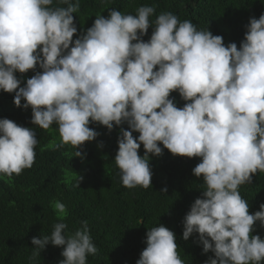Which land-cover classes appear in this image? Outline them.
Segmentation results:
<instances>
[{
    "label": "clouds",
    "instance_id": "obj_1",
    "mask_svg": "<svg viewBox=\"0 0 264 264\" xmlns=\"http://www.w3.org/2000/svg\"><path fill=\"white\" fill-rule=\"evenodd\" d=\"M58 3L63 6L0 0V91L15 93L17 107H30L36 127L55 126L60 140L50 149L70 146L77 158L98 136L90 123L109 132L119 127L114 161L127 189L151 187L150 157L163 149L200 158L192 171L204 190L184 217L183 239L197 235L203 252L214 256L206 264H264V239L253 235L257 222L264 227V204L250 214L239 192L264 173V14L250 18L239 48L171 12L150 21L156 9L148 5L135 15L99 14L73 40L80 0ZM29 71L36 74L21 87L16 73ZM173 92L185 101L182 108L170 98ZM37 144L33 128L0 119V175L32 168ZM53 208L61 222L50 235L32 238L33 258L51 244L63 249L60 264H88L98 253L88 222L70 232L66 205L55 201ZM145 243L136 264H185L167 227L147 230Z\"/></svg>",
    "mask_w": 264,
    "mask_h": 264
},
{
    "label": "trees",
    "instance_id": "obj_2",
    "mask_svg": "<svg viewBox=\"0 0 264 264\" xmlns=\"http://www.w3.org/2000/svg\"><path fill=\"white\" fill-rule=\"evenodd\" d=\"M74 2V0H73ZM55 6L59 5L54 0ZM155 6L154 21L163 12H171L180 21H191L198 30L208 28L213 35L223 37L225 46L235 42L239 48L250 18L264 14V0H80V10L74 15L77 34L73 40L92 27L96 16L108 17L112 9L123 14H136L140 6ZM152 34L143 37L147 42ZM42 71L37 66L36 72ZM36 73H16L21 87ZM15 93L0 91V119L7 118L19 126L33 128L38 144L36 159L30 169L20 175H0V264H60L62 248L47 245L39 256L33 258V237L50 235L53 225L61 222L53 208L55 201L66 205L68 215L63 222L68 231L81 227L87 221L93 242L98 249L95 256H88V264H136L146 248V233L160 224L176 235L178 253L185 264H206L213 253H204L197 235L183 239V220L197 198H202V178L193 175L200 158L173 156L163 149L160 157H150L151 187L127 189L114 158L118 151L120 128L109 132L105 127L90 123L98 136L82 146L86 156H73L74 149L65 146L52 150L48 145L59 134L53 126L43 130L31 123L29 107L14 104ZM170 98L177 107L185 101L177 92ZM25 101H21L23 105ZM129 130L127 124L122 125ZM138 137V133H133ZM163 148V145H160ZM144 155L141 145L138 153ZM78 176L83 177L76 187ZM167 188L166 193L162 189ZM240 195L249 204L250 214L264 204V173L257 172L252 183L239 188ZM253 235L264 239V227L259 222Z\"/></svg>",
    "mask_w": 264,
    "mask_h": 264
}]
</instances>
